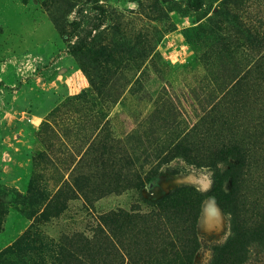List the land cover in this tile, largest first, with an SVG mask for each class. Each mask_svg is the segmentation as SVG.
<instances>
[{
    "label": "rangeland",
    "instance_id": "1",
    "mask_svg": "<svg viewBox=\"0 0 264 264\" xmlns=\"http://www.w3.org/2000/svg\"><path fill=\"white\" fill-rule=\"evenodd\" d=\"M43 1L0 0V118L17 142L7 174L21 172L33 131L63 134L50 152L38 137L32 190L0 184V254L9 250L14 264H227L242 258V247L221 252L234 228L241 264H264V0H157L159 16L147 7L154 0H75L68 19L78 37L57 32ZM91 37L113 38L123 51L128 85L114 86L126 88L117 103L115 90L92 92L70 53ZM66 54L78 74H57ZM42 101L54 104L43 118ZM209 113L204 149L178 146ZM231 137L247 147L245 161L205 166L207 141ZM184 187L205 195L200 213L185 197L155 204ZM50 201L61 203L59 214H42Z\"/></svg>",
    "mask_w": 264,
    "mask_h": 264
},
{
    "label": "trees",
    "instance_id": "2",
    "mask_svg": "<svg viewBox=\"0 0 264 264\" xmlns=\"http://www.w3.org/2000/svg\"><path fill=\"white\" fill-rule=\"evenodd\" d=\"M75 0H44L42 2L43 9L47 12L48 16L50 17L55 29L57 32L61 35H73L78 30V22L77 21H70L68 19L70 13L73 11L76 4L73 3ZM148 2V0H146ZM158 1L154 0L152 2V5H148L147 7H150L155 11V14H164V10L161 6L157 7ZM159 16V15H158ZM118 26H114L117 30H123L124 23L122 21H119ZM76 37H78L77 34H75ZM148 42V47L150 46ZM77 44L79 46L70 48V53L74 56V58L79 63L82 72L87 77L92 92L101 97L103 96L104 92H108L109 90H115L114 95L115 98L111 102L117 103L118 100L122 97V93L125 91L126 88L114 89V86L118 81L124 82L122 84V87L125 85V87L128 85V82L123 81L125 78L122 75V71L125 67H127V63L121 58H118L117 55L121 54L123 51L121 50V46H118L113 40V38L105 39V38H99V37H91L88 40L79 38ZM153 51V47H149L148 51L145 50L144 57L147 59ZM87 58L89 62L86 64L84 62V58ZM142 67V64L137 65V69H140ZM221 82V80L219 81ZM225 85V81L222 82L221 86ZM239 85V80L235 82V84L231 87V90L234 89L236 86ZM210 113L213 111L210 109ZM207 116H201L199 120L194 123L191 128L186 133V138L189 141L183 140L178 146H187L188 149L193 150H200L204 149V139L208 138L213 133V127L215 125L214 118L211 120V117ZM208 117V118H207ZM210 118V121H209ZM61 133L56 132L55 130L50 129L47 131H44V129H41V131L38 134V137L40 141L44 144L46 151L50 152V142L55 140L57 137H60ZM63 135V134H62ZM61 135V136H62ZM176 145V146H177ZM207 150L213 149L211 157H207V161L205 163V166H212L216 167L219 163H224L225 166L228 167V169H233L241 165L246 158L247 153V147L244 143H242L239 139L235 137L229 138L226 142H220V144L216 147L215 145H211L210 142L207 141L206 144ZM173 149H175V147ZM45 157V155H44ZM47 157V158H46ZM46 159H48V156L46 154ZM167 157L163 158V161H166ZM237 162L236 164H233L232 162ZM193 164H196L193 162ZM31 182V181H30ZM31 185L29 184V191ZM216 190H217V182L215 181V184L212 188V194L216 196ZM28 191V192H29ZM192 192L193 195L190 194ZM18 195H21L17 191ZM44 197L43 195H41ZM183 197H185L188 200H192L194 203V212L200 213V208L202 205V202L205 198V195L202 193H199L191 188H177L173 192L167 194L166 196H163L155 201V204L160 208L165 205L169 204H182L187 203L186 200L183 202ZM73 195H71L68 199H72ZM193 198V199H192ZM45 199V197H44ZM61 203H45L43 206L42 214L47 213L50 209H58L57 214H59L60 209L59 206ZM103 221V228L107 231L108 235L111 236V232L106 226V221ZM1 230V228H0ZM102 228H100L99 231H101ZM234 236L231 237L228 242L222 247L221 252L224 251V254L226 256H230L232 252H234L237 248L242 247V258L245 257L246 249L245 246L241 241L238 239L236 230L233 228ZM99 233V232H98ZM26 235V234H25ZM112 237V236H111ZM34 238H37L40 240V236H34ZM29 241H31V238H26ZM242 244V245H241ZM23 251V249H19V252ZM12 253L9 252V250H5L3 254H0V264H14V261L11 258ZM240 260H233L228 259L227 264H241L243 262V259Z\"/></svg>",
    "mask_w": 264,
    "mask_h": 264
},
{
    "label": "crops",
    "instance_id": "3",
    "mask_svg": "<svg viewBox=\"0 0 264 264\" xmlns=\"http://www.w3.org/2000/svg\"><path fill=\"white\" fill-rule=\"evenodd\" d=\"M61 60H67V65H65V67H63L60 71H58L57 74L62 72L63 73L62 75H65L67 77H69L71 74H75V73L78 74L79 69L73 63L72 59L69 57L68 54H66L65 56L63 55ZM60 62L61 61H58L57 63ZM2 80H3V75L0 73L1 90L4 89V83L1 82ZM28 82L30 84V80H28ZM19 91L21 90H18L17 92ZM38 105H39V111H38L39 116L43 118L53 108L54 104H52L50 101H42ZM4 120H5L4 117L0 118V184L13 185L20 192H26L33 173L32 155L36 151L40 150L43 146L36 135V131H33L31 133V136L25 137L23 140L28 145V147L26 148V152L29 153V158L26 157L25 160H23L22 162L23 167L21 172H19V174L15 176H9L7 174V170L13 168L16 164L15 162H17V161H12V162L10 161L11 153L15 149L17 142L12 141L10 139L11 137L8 135L9 129ZM206 227H208V225L205 226L204 228Z\"/></svg>",
    "mask_w": 264,
    "mask_h": 264
},
{
    "label": "bare ground",
    "instance_id": "4",
    "mask_svg": "<svg viewBox=\"0 0 264 264\" xmlns=\"http://www.w3.org/2000/svg\"><path fill=\"white\" fill-rule=\"evenodd\" d=\"M200 227L204 228L205 226H207V214L206 212H204L202 214V217H201V220H200V223H199Z\"/></svg>",
    "mask_w": 264,
    "mask_h": 264
}]
</instances>
